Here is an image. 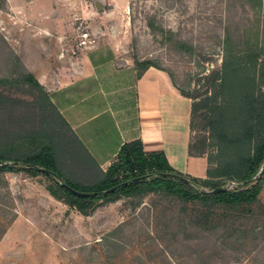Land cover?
Masks as SVG:
<instances>
[{
  "label": "rangeland",
  "instance_id": "rangeland-1",
  "mask_svg": "<svg viewBox=\"0 0 264 264\" xmlns=\"http://www.w3.org/2000/svg\"><path fill=\"white\" fill-rule=\"evenodd\" d=\"M95 1L74 0L63 12L65 27L44 34L0 0V79L17 82L33 73L30 68L54 64L42 58L54 49L70 53L63 66L71 68L82 67V57L96 50L98 59L116 53L117 65L149 61L196 97L208 90L227 53L264 42V0H97L100 7ZM85 32L90 42L79 45ZM59 36L66 44L52 42ZM109 75L108 83L122 82ZM204 75L209 79L200 81ZM10 91L31 99L18 87ZM102 132L106 138L115 131ZM192 132L193 142L206 141L214 150L200 114ZM6 164L0 168V264H264L259 202L218 208L149 191L101 201L83 215L50 194L45 174ZM64 164L68 173L80 174L68 156Z\"/></svg>",
  "mask_w": 264,
  "mask_h": 264
},
{
  "label": "trees",
  "instance_id": "trees-1",
  "mask_svg": "<svg viewBox=\"0 0 264 264\" xmlns=\"http://www.w3.org/2000/svg\"><path fill=\"white\" fill-rule=\"evenodd\" d=\"M230 40L225 39L227 48L234 51ZM135 62L138 76L155 66L149 61L135 59ZM206 79L209 75L202 76L200 81ZM2 86L7 87V91L1 89ZM10 87L20 88L31 99L15 96ZM192 98L191 127L200 114L210 132L208 140L214 146V150L209 151L206 141H192L190 145L191 155L207 157L206 178L192 177L174 169L163 152H146L139 139L123 144L105 171L33 73H25L17 82L0 79V168L8 166L1 165L5 161H13L24 163L34 176L45 174L52 180L47 186L50 194L83 215H89L101 201L149 191L173 195L184 203L201 202L208 207L232 208L261 203L264 42L251 44L240 54L227 53L208 90ZM16 152L20 155L11 159L9 155ZM67 156L78 166L79 175L65 170ZM142 176L149 178L130 182ZM125 182L130 183L123 185ZM227 182L235 183L236 188L203 192L206 187L214 190ZM69 187L91 194L79 196ZM112 188L115 189L110 190Z\"/></svg>",
  "mask_w": 264,
  "mask_h": 264
},
{
  "label": "crops",
  "instance_id": "crops-1",
  "mask_svg": "<svg viewBox=\"0 0 264 264\" xmlns=\"http://www.w3.org/2000/svg\"><path fill=\"white\" fill-rule=\"evenodd\" d=\"M7 2L44 34L65 27L63 12L75 4L74 0ZM65 40L59 36L52 42L64 45ZM59 49L42 55L54 64L43 63L30 71L103 169L112 164L123 144L139 139L146 152H163L174 169L192 177H207V157L189 152L193 98L181 92L168 72L150 66L138 76L134 63L117 65L116 53L98 59L96 50L82 57V67H66L63 61L72 56ZM109 73L119 75L122 82L108 83ZM103 128L113 129V136L102 138ZM259 200L264 205V184Z\"/></svg>",
  "mask_w": 264,
  "mask_h": 264
},
{
  "label": "water",
  "instance_id": "water-1",
  "mask_svg": "<svg viewBox=\"0 0 264 264\" xmlns=\"http://www.w3.org/2000/svg\"><path fill=\"white\" fill-rule=\"evenodd\" d=\"M264 169V167H262V169H261V171ZM165 175H168L169 176V174H165ZM147 178V176H142V177H136V178H134L132 181H130V182H137V181H139V180H142V179H146ZM186 182H188L189 183V180L188 179H184ZM130 182H125V183H123V185H126V184H128V183H130ZM69 189L74 193V194H77V195H79V196H88V195H90L91 193H88V192H81V191H78V190H76V189H73V188H71V187H69ZM115 188H112V189H110V190H114ZM227 189V187H225V186H221V187H218V188H216V189H214V190H204L203 192L204 193H214V192H219V191H222V190H226Z\"/></svg>",
  "mask_w": 264,
  "mask_h": 264
},
{
  "label": "built area",
  "instance_id": "built-area-1",
  "mask_svg": "<svg viewBox=\"0 0 264 264\" xmlns=\"http://www.w3.org/2000/svg\"><path fill=\"white\" fill-rule=\"evenodd\" d=\"M87 39H90L89 38V33L85 32V33L82 34V40H80L79 45H87V43L90 42V40H87ZM228 186H227V188H229V189L233 188L235 186V183L231 182V183H229Z\"/></svg>",
  "mask_w": 264,
  "mask_h": 264
}]
</instances>
